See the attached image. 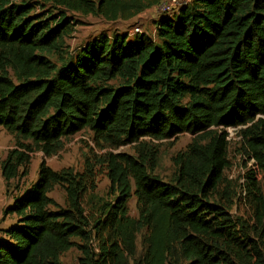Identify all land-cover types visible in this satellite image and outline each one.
I'll return each mask as SVG.
<instances>
[{
	"label": "trees",
	"instance_id": "1",
	"mask_svg": "<svg viewBox=\"0 0 264 264\" xmlns=\"http://www.w3.org/2000/svg\"><path fill=\"white\" fill-rule=\"evenodd\" d=\"M163 2L0 0V127L15 141L1 163L7 187L28 174L30 154L53 157L83 131L108 150L83 172L41 163L4 211L14 222L0 229V264H63L72 249L79 264H264L256 174L240 185L250 221L219 192L228 128L264 173V0H191L158 17L155 38L101 36L76 54L67 46L73 16L130 21ZM184 134L193 140L166 181L159 144ZM125 146L134 155L111 151ZM98 174L109 199L95 194Z\"/></svg>",
	"mask_w": 264,
	"mask_h": 264
},
{
	"label": "rangeland",
	"instance_id": "2",
	"mask_svg": "<svg viewBox=\"0 0 264 264\" xmlns=\"http://www.w3.org/2000/svg\"><path fill=\"white\" fill-rule=\"evenodd\" d=\"M191 0H177V3L171 0H164L160 6H156L150 10L145 11L133 20L109 22L103 18L89 16L80 17L73 16L74 20L78 22L72 36L67 40L69 51L76 54L86 44L101 37L128 34L130 39L137 33H140L155 38L154 23L161 15H166L168 11H173L186 4ZM172 14V13H171ZM170 14V15H171ZM236 129L227 130L229 134V160L231 161V168L226 172V182L219 190L220 194L228 191V199L233 201L231 213L235 218H243L248 221L251 220L253 212L249 204L243 201V194L240 190V185L243 183V178L249 170H253L256 174V179L260 183L261 189L264 192V173L259 168L243 155L240 150L238 136L235 133ZM193 136L189 134L180 135L177 138L165 141L159 144V161L156 173L168 181L173 173L174 167L172 158L180 151H184L192 142ZM15 147L14 138L2 127H0V229L12 224L13 218L4 217L5 209L12 204L13 199L19 196L24 190L36 183L39 174L41 163L54 171H60L64 168H72L76 172H83L85 160L92 158L93 155H103L108 150H101L94 141L93 135L90 131H83L69 140L65 141L64 148L53 157H46L41 152L30 154L31 163L28 168L26 176H20L18 179L11 181L7 187L1 170V163L8 155V152ZM113 153H125L134 155L132 146H125L115 150ZM109 192V180L103 174L97 175V190L95 194L104 199H109L107 194ZM50 196L56 200L57 203L63 205L65 203V192L61 189H56ZM129 215L133 218H138L137 199L132 197L128 203ZM138 247H140V239H138ZM80 252L77 249H72L62 257L63 264H79L78 259Z\"/></svg>",
	"mask_w": 264,
	"mask_h": 264
},
{
	"label": "built area",
	"instance_id": "3",
	"mask_svg": "<svg viewBox=\"0 0 264 264\" xmlns=\"http://www.w3.org/2000/svg\"><path fill=\"white\" fill-rule=\"evenodd\" d=\"M172 2H174V3H177V0H171ZM164 4V3H163ZM169 10V7H167V10H166V12H169L168 11ZM135 32L137 33V34H140V31L138 30V29H136L135 30ZM227 130H232V128H228V129H226V132H227ZM228 141H229V137H228ZM252 162H253V160H251ZM254 163V162H253ZM243 183V182H242Z\"/></svg>",
	"mask_w": 264,
	"mask_h": 264
}]
</instances>
